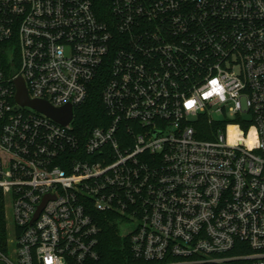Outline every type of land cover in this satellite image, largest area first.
Masks as SVG:
<instances>
[{"label": "built area", "instance_id": "obj_1", "mask_svg": "<svg viewBox=\"0 0 264 264\" xmlns=\"http://www.w3.org/2000/svg\"><path fill=\"white\" fill-rule=\"evenodd\" d=\"M111 5L105 22L92 0H0L18 56L0 66V264L97 263L99 213L139 261L264 264V0ZM107 62L106 118L82 135L75 110ZM19 77L72 121L19 106Z\"/></svg>", "mask_w": 264, "mask_h": 264}, {"label": "trees", "instance_id": "obj_2", "mask_svg": "<svg viewBox=\"0 0 264 264\" xmlns=\"http://www.w3.org/2000/svg\"><path fill=\"white\" fill-rule=\"evenodd\" d=\"M98 17L105 22L113 20L111 0H92ZM0 66L6 76L14 75L18 70V56L7 45L0 46ZM109 63L102 67L100 75L89 86V97L84 105L75 110L74 125L76 132L88 134L94 127L103 125L106 109L102 102L104 88L109 81ZM209 139V136H201ZM101 233L99 236L100 260L95 264H149L136 260L131 250L129 236L121 231V223L114 214H97ZM9 232L6 215V200L0 193V251L9 252ZM177 264H217L214 262Z\"/></svg>", "mask_w": 264, "mask_h": 264}, {"label": "water", "instance_id": "obj_3", "mask_svg": "<svg viewBox=\"0 0 264 264\" xmlns=\"http://www.w3.org/2000/svg\"><path fill=\"white\" fill-rule=\"evenodd\" d=\"M14 83L17 90L16 101L19 106L29 107L63 126H67L72 121L73 109L71 106L56 108L49 102L31 99L25 86V82L21 77L17 78Z\"/></svg>", "mask_w": 264, "mask_h": 264}, {"label": "rangeland", "instance_id": "obj_4", "mask_svg": "<svg viewBox=\"0 0 264 264\" xmlns=\"http://www.w3.org/2000/svg\"><path fill=\"white\" fill-rule=\"evenodd\" d=\"M220 117L221 116L218 114L214 115V118H220ZM6 215H7V221H8V232H9L10 238L12 239L14 237V222H13V214H12V208L11 207L7 208Z\"/></svg>", "mask_w": 264, "mask_h": 264}, {"label": "snow or ice", "instance_id": "obj_5", "mask_svg": "<svg viewBox=\"0 0 264 264\" xmlns=\"http://www.w3.org/2000/svg\"><path fill=\"white\" fill-rule=\"evenodd\" d=\"M191 106V102H189V107Z\"/></svg>", "mask_w": 264, "mask_h": 264}]
</instances>
